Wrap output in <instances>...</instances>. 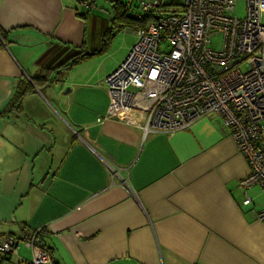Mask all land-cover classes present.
<instances>
[{
  "label": "crops",
  "instance_id": "crops-1",
  "mask_svg": "<svg viewBox=\"0 0 264 264\" xmlns=\"http://www.w3.org/2000/svg\"><path fill=\"white\" fill-rule=\"evenodd\" d=\"M111 24L75 0H0V241L20 240L0 264H29L35 231L54 264H264V194L242 205L248 165L217 115L171 135L106 119L101 82L132 45L104 69L96 54L56 74Z\"/></svg>",
  "mask_w": 264,
  "mask_h": 264
},
{
  "label": "built area",
  "instance_id": "built-area-1",
  "mask_svg": "<svg viewBox=\"0 0 264 264\" xmlns=\"http://www.w3.org/2000/svg\"><path fill=\"white\" fill-rule=\"evenodd\" d=\"M75 1L86 13L95 8L93 0ZM239 1L183 0L179 9L161 12L160 0H140L138 8L157 18L130 27L137 39L101 86L108 96L105 118L135 125L143 135H171L217 115L247 162L239 188L249 206L250 189L264 194V0H243V17L235 13ZM218 34L215 51L211 39ZM256 218L264 220V209ZM36 236L25 243L29 264H54ZM19 244L5 236L0 254L16 255Z\"/></svg>",
  "mask_w": 264,
  "mask_h": 264
},
{
  "label": "trees",
  "instance_id": "trees-1",
  "mask_svg": "<svg viewBox=\"0 0 264 264\" xmlns=\"http://www.w3.org/2000/svg\"><path fill=\"white\" fill-rule=\"evenodd\" d=\"M110 4H111V8L113 10V17L111 18L112 24H111L110 29H108L106 34H105V36H108L107 39L106 38L102 39L100 49L97 51H94L93 53H87L85 51H78L68 61L61 64L56 69V71H55L56 74H58V72L71 70L73 67L83 63L85 60H87L88 58H90L93 55L102 54V53L106 52L107 44H109L107 40L109 38H111V36H113V34H114L113 30H115V29L117 30V28H123V27L124 28L125 27H127V28H130V27L143 28L149 22H151L157 18V16L154 14H147V13H143L141 15L133 14V13H131L130 6H128V4H124L120 0L111 1ZM168 8L172 9V8H177V7L173 5V6H170ZM158 9L161 12H169V11L163 10L162 6H160V5H159ZM49 72H53V71H51L50 69H46V71L41 76L34 78L33 79V85L35 87L41 89L45 84H48L49 82H51L49 79ZM24 94H25V92H21V91L17 90L13 101L5 108V110L1 113V115L8 113L12 108V104H13V108L17 109L19 107L20 101H21ZM43 249H45V248H43ZM45 250L48 251L47 249H45Z\"/></svg>",
  "mask_w": 264,
  "mask_h": 264
},
{
  "label": "rangeland",
  "instance_id": "rangeland-1",
  "mask_svg": "<svg viewBox=\"0 0 264 264\" xmlns=\"http://www.w3.org/2000/svg\"><path fill=\"white\" fill-rule=\"evenodd\" d=\"M126 3L129 2V0H124ZM181 0H177L176 2H180ZM140 0H133V2L130 4V10L133 14L141 15L143 12L138 8L139 7ZM95 8L91 10L92 14H96L98 17L103 18L107 23H111V18L113 17V10L111 8V4L109 3V0H95L93 3ZM236 15L238 17L244 16V1L240 0L237 3ZM106 34V33H105ZM105 34L102 36V38H106L108 36H105ZM101 38V39H102ZM137 37L136 35L127 27L123 28L120 31H116L109 38L107 41L109 44H107V50L106 52L102 53L97 58V63H99L100 60H103L104 62L99 66L101 69H104L109 66L114 60L118 59L124 52V50L130 46L133 45L136 41ZM222 43V36L220 34L214 36L211 39V48L215 51L220 50ZM97 64L88 63L85 66H83L82 69L89 72L93 68L96 67Z\"/></svg>",
  "mask_w": 264,
  "mask_h": 264
},
{
  "label": "water",
  "instance_id": "water-1",
  "mask_svg": "<svg viewBox=\"0 0 264 264\" xmlns=\"http://www.w3.org/2000/svg\"><path fill=\"white\" fill-rule=\"evenodd\" d=\"M65 92H69V89H67Z\"/></svg>",
  "mask_w": 264,
  "mask_h": 264
}]
</instances>
